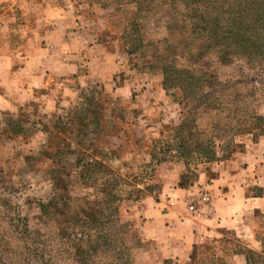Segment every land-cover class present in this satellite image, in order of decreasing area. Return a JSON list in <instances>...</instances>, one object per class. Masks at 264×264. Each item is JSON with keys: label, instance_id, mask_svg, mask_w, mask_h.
<instances>
[{"label": "trees", "instance_id": "16d2710c", "mask_svg": "<svg viewBox=\"0 0 264 264\" xmlns=\"http://www.w3.org/2000/svg\"><path fill=\"white\" fill-rule=\"evenodd\" d=\"M101 4L104 8L116 7L118 13L126 6L134 8L133 15L118 23L121 50L143 60L140 73L161 74L165 89L177 92L174 94L182 108L181 123L168 128L170 135L166 139L154 141L147 165L152 175L141 182L144 187L127 190V185H140L139 177L131 176L130 184L127 176L111 169L113 158L101 152V138L106 131L112 137L118 136V121L115 118L116 123L107 129L97 117L101 101L90 97L94 91H88V95L79 87L82 102L70 107L64 125L55 127L57 134L64 137L55 157L74 158L73 174L95 196L74 198L69 182L60 179L63 175L69 180L72 173L60 168L62 172L52 177L53 197L37 204L42 229L33 232L29 217L1 192L10 189L11 193L14 187L0 169V264H135L131 239L136 224L124 221L121 211L124 203L140 201L149 190L146 196L158 194L160 188L154 184V174L159 165L182 161L186 172L180 188H189L202 173L210 180L216 178L211 175L210 165L229 163L238 153L239 137L255 133L264 136V115L251 109L250 98L254 95L237 84L223 82L216 72L203 67V60L213 55L224 66L237 59L254 69L264 64V0H117ZM165 7L170 8L181 26L179 39L154 40L147 35L144 20ZM118 77L131 80L125 74ZM11 123L16 135L10 133ZM90 134L95 139L86 145ZM1 135L15 142L23 140L27 132L19 122L10 121ZM72 137L80 141L74 148H63ZM52 146L50 143L49 148ZM192 162L196 173L191 171ZM200 166L203 172L198 170ZM7 183L11 185L7 187ZM251 190L253 196H261V189ZM256 215L264 220L260 211ZM256 223L254 236L262 253L241 241L223 238L196 245L183 264H226V257L239 252L246 256V264H264V221H258V227Z\"/></svg>", "mask_w": 264, "mask_h": 264}, {"label": "rangeland", "instance_id": "374dc122", "mask_svg": "<svg viewBox=\"0 0 264 264\" xmlns=\"http://www.w3.org/2000/svg\"><path fill=\"white\" fill-rule=\"evenodd\" d=\"M52 1L59 6V12L67 10L73 18L76 42L74 57L75 62L81 63L79 73L75 75V82L71 84L76 89L75 105L82 102L78 90L79 87L88 95L91 91H94L95 95L91 93L90 97L101 101L98 105L97 117L105 122L107 129L113 127L115 120L118 121V136L112 137L106 131L101 138V152L113 158L109 164L111 169L116 173L120 171L123 176H127L130 184L131 182L133 184V180H130L131 176L139 177L140 185L137 187L127 185L125 189L130 191L135 188L142 189L144 186L141 182H144L145 179L149 180L152 175L151 169L147 165L151 160L150 154L154 141L166 139L170 135L168 128L181 123L182 108L177 104V96L174 94L177 92L165 89L164 79L161 74L140 73L139 71L144 65L143 60L129 57L122 52L118 40V23L126 21L133 15L134 8L132 6H126L121 13H118L116 7L104 8L101 4L110 1L116 2L117 0ZM175 20L177 18L169 7H165L158 14L147 18L144 20V27L148 37L154 40L165 38L176 40L181 38V26ZM29 22L30 20L26 21L28 24ZM82 45L88 48L84 49ZM69 54L71 56L70 50ZM97 58L104 60L101 59L102 61L95 65L94 68L90 67L88 63H97ZM113 63H115L116 68L114 67L112 70ZM100 64L101 66H99ZM260 64L262 65L254 69L248 67L244 61L237 59L232 65L224 66L220 64L218 58L214 55L203 60V67L216 72L223 82L237 84L248 93L254 95V97L250 98L251 109L264 115V64ZM97 68L105 71L111 69V73L114 71L113 79L118 87L124 82V79L119 78L118 74L127 75L131 78L132 83L131 85L127 84L124 91H116L117 89L115 88L114 90H106L104 83L93 84L92 79L88 77V73ZM80 77L83 80L79 79ZM84 77H88V79ZM46 92L43 91V93ZM65 107L64 109L68 112L71 106ZM23 110L24 112L19 113V115H12L6 122L7 124L10 121L19 122L20 127L27 132V136L23 140L10 142L0 132V169L4 172L3 177L7 181L12 180V187H14L11 193L10 189L8 191L1 189V192L6 197H11L15 204L21 207V210L29 217L32 231L37 232L42 229L41 214L37 204L47 203L53 197L54 182L52 177L54 173L62 172L59 171L60 168L63 167L65 172L69 173L70 171L72 173L69 180L63 175L60 176V179L69 182L71 194L74 198L92 199L95 193L91 189H84L78 176L73 174L76 165L74 158L66 155L55 157L56 150L62 146L60 142H63L64 137L54 133V136L47 135L48 129L55 130L56 125L58 127L64 125L68 113L60 111L51 115L48 111L46 112L45 108L37 111L32 109ZM2 122L0 120V130L2 129ZM17 128L19 127L17 126ZM13 130L14 125L11 123L10 133ZM88 139V142L85 143L86 145L92 144L95 136L90 134ZM68 140L63 145L65 149L74 148L76 142L80 141L74 137ZM262 142H264V136L256 133L239 137L236 141L239 149L235 156L251 153L255 159H259V157L264 156V143ZM50 143H53V146L49 148ZM178 164H181V167L186 170L184 163L179 160H172L159 165L154 174V184L160 188L161 184L158 180L164 179V181H167L172 176V166ZM191 164L192 173H196L194 170L195 162ZM221 164L223 163L210 165L213 177H216L217 165ZM202 168L203 166H200L198 170L203 172L204 169ZM185 170L184 172H186ZM191 177L192 174L190 175ZM182 184L179 183V187ZM10 185L7 183L6 186ZM148 194H150V190L144 196H141L140 201L124 203L121 211L124 221H132L136 224V232L132 234L131 239V245L134 250L139 247H146L140 240V225L136 222L135 216L140 202ZM186 206L189 208L188 201ZM256 216L254 215V218L258 227V221L263 223L264 220L258 217L259 215ZM225 239L232 242H235V240L240 241L232 236H228ZM251 249L258 253L263 252L260 244Z\"/></svg>", "mask_w": 264, "mask_h": 264}, {"label": "crops", "instance_id": "0c3cea01", "mask_svg": "<svg viewBox=\"0 0 264 264\" xmlns=\"http://www.w3.org/2000/svg\"><path fill=\"white\" fill-rule=\"evenodd\" d=\"M58 9L52 0H0V132L11 116L23 109L45 108L53 115L68 113L64 106L75 105L76 89L71 84L81 63L74 57L73 18L69 11ZM101 59L88 65L94 68ZM112 65L113 70L116 65ZM113 72L97 68L88 77L93 84L104 83L106 90L124 91L131 85L132 80H124L118 87ZM53 133L57 135L55 130H47L48 136ZM262 162L264 156L236 155L230 163L217 165L215 179L203 173L194 186L185 189L179 187L185 169L181 164L173 165L172 176L167 181L158 180V194L146 196L137 208L139 236L146 247L134 250V263L183 264L196 245L228 236L248 248L257 246L254 215L256 211L264 214ZM252 188L261 189V196H253ZM202 193H208L211 205L191 213L186 202ZM226 264H246V256L232 253Z\"/></svg>", "mask_w": 264, "mask_h": 264}, {"label": "built area", "instance_id": "2783aa9c", "mask_svg": "<svg viewBox=\"0 0 264 264\" xmlns=\"http://www.w3.org/2000/svg\"><path fill=\"white\" fill-rule=\"evenodd\" d=\"M173 205V203H172ZM211 205V199L208 193L200 194L197 199H193L189 202V211L191 213H197L199 210H204L205 207Z\"/></svg>", "mask_w": 264, "mask_h": 264}]
</instances>
